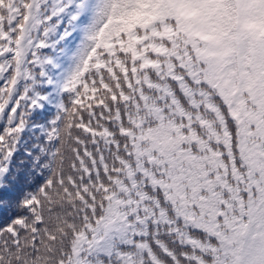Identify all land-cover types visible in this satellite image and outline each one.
I'll return each instance as SVG.
<instances>
[{"label":"snow or ice","instance_id":"obj_1","mask_svg":"<svg viewBox=\"0 0 264 264\" xmlns=\"http://www.w3.org/2000/svg\"><path fill=\"white\" fill-rule=\"evenodd\" d=\"M0 264H264V0H0Z\"/></svg>","mask_w":264,"mask_h":264}]
</instances>
